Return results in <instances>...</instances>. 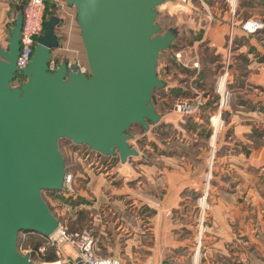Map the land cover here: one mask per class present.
Returning a JSON list of instances; mask_svg holds the SVG:
<instances>
[{
	"label": "water",
	"instance_id": "95a60500",
	"mask_svg": "<svg viewBox=\"0 0 264 264\" xmlns=\"http://www.w3.org/2000/svg\"><path fill=\"white\" fill-rule=\"evenodd\" d=\"M73 7L88 74L58 63L55 15L36 40L27 67L18 69L22 12L0 46V264H32L17 238L35 232L48 238L58 220L42 197L61 191L66 173L60 139L86 145L121 164L137 157L128 131H149L160 123L151 101L164 88L158 78L159 54L176 35L161 33L157 7L177 0H64ZM27 81L12 86L17 75Z\"/></svg>",
	"mask_w": 264,
	"mask_h": 264
},
{
	"label": "rangeland",
	"instance_id": "374dc122",
	"mask_svg": "<svg viewBox=\"0 0 264 264\" xmlns=\"http://www.w3.org/2000/svg\"><path fill=\"white\" fill-rule=\"evenodd\" d=\"M43 1L45 9L48 7L45 15L60 16L63 22L61 26L63 34L61 32L62 35H60L61 30H58L60 38H62L61 45L52 51L55 53L53 58L58 60L61 56L56 53L62 52L63 57H68L67 61L86 65L84 51H75L70 42L73 31L79 34L74 8L64 6V0ZM226 1L228 5V0ZM226 1L189 0L184 3L179 0L165 1L157 7L156 22L161 27V33L168 29L175 33L173 52L177 51L175 48L180 47L181 60L176 62L173 57V61H171L170 57L174 55L172 52L163 51L159 54L157 75L165 83V87L153 92L154 100L152 102L160 116V123L150 126L147 132H141L140 129L132 126L129 134L132 137L130 143L139 155L129 159L128 166L127 164L126 166L118 165L120 161L116 162L113 159L105 160V163H102L100 162L102 157L87 151L86 148L73 149L66 141H58V148L63 157L67 175L71 177L70 186L67 189L62 187V190L57 194L44 191L42 197L57 220L67 226V232L89 230L91 219L87 210L89 211L90 208L85 210L82 207L89 200L87 198L89 194L85 193L87 180L96 174L105 175V173H107L106 176L114 178L117 175L114 168H118L119 174H140L150 170L155 175H162L171 169H180L188 165L191 166L190 171L197 172L196 168L203 166L205 180L201 189L202 193H198L201 204L200 207H197L201 208V213L206 218V213L212 205L213 167L217 168V158L227 160L228 146L225 143L233 142L235 139L233 134L226 130L228 124L226 114L231 111V113L237 112L239 108L246 111L244 116H239V118H244L247 122L253 117L250 137L253 143L252 147L257 148L260 143L264 144V99L260 100L256 96V98H247V95L241 93L242 90L247 89L258 93L264 92L262 87L249 81L250 72L254 74L257 71L254 68L250 71V64H254L255 68L264 64V19L260 17V15L264 16V7L252 8L248 0H238L235 7L237 6L241 21L237 23L234 21V14L224 13L227 7ZM26 2L27 0H24L15 6H0V43L7 38L8 30L13 28L15 18L22 12ZM216 5L217 7H215ZM250 8L256 10L257 16L248 15L249 18L246 17L245 20L256 18L262 24V29L255 33H246L240 29L241 23L245 21L243 16ZM191 41L193 42L191 43ZM236 45H238V50L232 52V47ZM204 47L212 49L215 55L219 56V60L216 65L208 63V68L204 69L205 73L201 76L199 73H203L201 68L204 67H202V55H205L203 50L206 49ZM236 56L243 59L236 62ZM192 57L197 59L199 67L196 69L199 70L195 74H186L191 70L187 64ZM244 58L247 60L245 61ZM171 95H178V97H171ZM197 95L205 99L204 106L210 101L212 102L209 107H212L211 110L203 109V106L194 116L184 117L173 114L176 102L192 100ZM215 99H218L216 105ZM226 107L228 109H223ZM217 115H220V126L216 129L211 118L217 117ZM200 116L203 118L202 120H199ZM259 117L262 118L261 121ZM140 194L138 193L139 197ZM195 198L193 197V201L198 199ZM139 201H142L143 205H147L144 202V196L143 200L140 197ZM100 203V199L98 202L96 200L92 202V205L95 206L93 212L103 207ZM155 206L159 207L157 198ZM261 215L264 218V208ZM221 216L225 221H229L225 213H222ZM249 216L256 219L257 211ZM25 239L24 234L18 235L17 243L21 245L18 246V250L23 254L25 251H29V254L32 251L35 257L40 258L41 255L38 251L40 248H44L43 255H45L46 249L52 247L48 242H39L38 250L34 251L32 247L38 242L30 239L28 243ZM26 242L27 244H25ZM240 259L238 257L237 261ZM221 264L227 263L221 262Z\"/></svg>",
	"mask_w": 264,
	"mask_h": 264
},
{
	"label": "crops",
	"instance_id": "0c3cea01",
	"mask_svg": "<svg viewBox=\"0 0 264 264\" xmlns=\"http://www.w3.org/2000/svg\"><path fill=\"white\" fill-rule=\"evenodd\" d=\"M20 1L24 0H0V6H15ZM248 1L253 3L252 8L264 7L258 4V0ZM64 6L72 8L65 3ZM229 12L228 4L224 13L230 15ZM255 12L250 8L247 13L257 16ZM233 14L234 21L240 23L237 6ZM57 17L59 24L55 27V35L60 46L63 22L60 16ZM260 17L264 19V16ZM58 30H61L60 35ZM70 42L75 51H84L80 31L79 34L73 31ZM0 46H5V40ZM56 54L61 56L58 62H67L68 57H63L62 52ZM53 55L55 53L52 52ZM253 68L257 71L254 74L250 72L249 81L264 89V64L259 68L250 64V71ZM241 93L247 98L256 96L264 99L261 98L264 92L247 89ZM231 112L226 114V130L235 139L225 143L228 146L227 160L217 158V168L213 167L212 205L206 213L201 236H198L201 218L198 193H202L205 180L203 166L196 168L197 172L190 171L191 166L188 165L162 175H155L150 170L140 174H119L118 168H114L117 172L114 178L105 173L87 180L85 193L89 194V200L82 207L85 210L90 208L87 210L91 219L88 228L95 238L96 256L119 264H239L238 257L244 256L257 264L264 263V218L261 215L264 208V144L252 147L253 117L246 122L239 118L246 111L239 108L237 112ZM201 116L199 120L203 119ZM259 119L262 120L261 117ZM126 164L128 166L129 161L118 165ZM138 193H141L142 200L144 196L147 205L139 201ZM193 197L198 199L193 201ZM156 198L159 207L155 206ZM99 199L103 209L93 212L95 206L92 202ZM255 211L257 218L252 219L249 215ZM167 212L170 214L166 215ZM222 213L229 221L222 219ZM62 255L60 260L36 261L33 264H58L59 261V264H73L76 258L75 252L67 246L62 247Z\"/></svg>",
	"mask_w": 264,
	"mask_h": 264
},
{
	"label": "built area",
	"instance_id": "2783aa9c",
	"mask_svg": "<svg viewBox=\"0 0 264 264\" xmlns=\"http://www.w3.org/2000/svg\"><path fill=\"white\" fill-rule=\"evenodd\" d=\"M183 3L189 0H179ZM230 6L231 14L234 13L236 0H228ZM45 5L43 0H27L22 9V25L20 30V49L19 55L16 61V67L18 69H23L27 67L30 62V58L33 55V49L36 45V40L41 36L43 21H44ZM240 29L246 33H255L262 29V24L258 19H247L243 21L240 25ZM182 51L174 53L173 57L176 62H180ZM57 59L53 58L51 55V61L48 63V68L50 72H53L56 64H58ZM187 64L190 68H198L199 63L197 59L192 57ZM67 69L69 71L76 69L77 71L86 74L87 67L80 62H65ZM185 65V64H184ZM186 66V65H185ZM205 99L197 95L192 100H179L176 102L173 113L179 116H194L198 114L199 110L204 106ZM222 109V108H221ZM228 109V107L223 108ZM214 119L217 120L214 123V127L217 129L220 125V115L217 117H212L211 121ZM71 177L67 175V172L64 175L63 180V189H67L70 185ZM169 215V213H166ZM205 216L201 213L200 218V229L198 236H201L202 228L205 226L204 220ZM47 239L49 245L54 247V252L56 257L60 260L62 259V247L67 246L73 252H75L76 258L73 261V264H119L118 262H111L109 259H102L96 256L94 251L95 238L90 230L83 231H74L67 232V226L58 221L57 230L50 235ZM40 255H43L44 248H40ZM21 254L23 252L19 251ZM24 254H29V251H25ZM44 256V255H43ZM60 263V261H59ZM58 263V264H59ZM239 264H257L253 261H250L247 257H242L239 260ZM264 264V263H261Z\"/></svg>",
	"mask_w": 264,
	"mask_h": 264
},
{
	"label": "trees",
	"instance_id": "16d2710c",
	"mask_svg": "<svg viewBox=\"0 0 264 264\" xmlns=\"http://www.w3.org/2000/svg\"><path fill=\"white\" fill-rule=\"evenodd\" d=\"M258 4L259 5H261V4H263L264 5V3H263V1L261 2V0H258ZM249 5H250V7H253V3L252 2H249ZM248 7V6H247ZM48 11V7H46V9H45V13H44V21H43V27H42V32H41V34L43 33V31L45 30V28H46V21L50 18L49 16H46L45 14H46V12ZM249 14L247 13V14H245L243 17V19L245 20L246 19V17L248 16ZM263 16V15H262ZM247 18H249V17H247ZM75 22H76V16H75ZM76 24H77V22H76ZM259 33V32H258ZM193 41H191V43H192ZM174 43V42H173ZM173 43H172V45H171V47L168 49V50H166V51H168V52H172V53H174L173 52V49H174V47H173ZM204 46V45H203ZM202 46V47H203ZM204 48H206V49H204L203 51H204V53H205V55L203 54L202 55V61H203V64H202V67L203 68H201V71L203 70V73H199V75L201 74V76L202 75H204V73H205V71H204V69H207L208 68V66H207V64L209 63V64H213V65H216L217 64V60H219V56H216L215 55V53L212 51V49H210V48H207V47H204ZM234 48H236V49H234ZM177 51L176 52H178L181 48L180 47H177V48H175ZM238 50V45H236L235 47L233 46L232 47V52L234 51H237ZM175 52V53H176ZM173 55V54H172ZM236 58V62L238 61V60H240V59H243L242 57H235ZM170 59H172L171 61H173V56H171L170 57ZM215 60V61H212V60ZM245 59V58H244ZM247 59H245V61H246ZM86 61V60H85ZM211 61V62H210ZM208 64V65H209ZM86 67H87V64H86ZM180 70L181 71H183L181 68H180ZM198 70L199 69H195V68H191V70H190V72L191 71H193V72H188V73H186V74H195V73H197L198 72ZM87 74H88V70H87ZM27 81V79L23 76V75H21V74H19V75H17L16 77H15V79H14V81H13V83H12V86H21L22 84H24L25 82ZM165 87V86H164ZM162 89H164V88H162ZM161 90V89H160ZM156 91V90H155ZM188 94H190V93H188ZM192 94V93H191ZM179 95V94H178ZM178 95H171V97H173V96H177L178 97ZM171 97H167V98H171ZM154 100V98H153V94H152V97H151V101H153ZM215 105H216V103L218 102V99H215ZM153 103V102H152ZM212 105V102L210 101V103L209 104H207V105H205L204 107H203V109H207V108H209L210 106ZM155 108V107H154ZM212 108V107H211ZM211 108H209V110H211ZM213 109H214V107H213ZM155 111H156V109H155ZM157 112V111H156ZM158 114V113H157ZM213 122L214 123H216L214 120H213ZM133 127H137L138 129H140L141 130V132H144V129L142 128V127H140V126H137V125H134ZM131 129H132V127H131ZM130 129V130H131ZM130 130L128 131V134H130ZM60 141H66L73 149H76V148H80V147H83V148H86L87 149V151H90L91 153H93V154H95V155H97V156H100V157H102L103 159L100 161V162H102V163H105L104 161L105 160H110V159H113V160H115L116 162H118V160H119V158H118V156L117 155H115V156H111V157H107V156H104V155H102V154H100V153H98V152H95V151H93V150H91L88 146H86V145H76V144H74L73 142H71L70 140H68V139H65V138H63V139H60ZM115 162V163H116ZM45 192H47V193H53V194H57L59 191H45ZM20 234H24V236H25V240L26 241H28V243H29V241H30V239H34V240H36L38 243H37V245H35V246H33L32 247V249L34 250V251H36V250H38V248H39V242H47V239L45 238V237H43L42 235H40V234H38V233H35V232H21ZM25 244H27V242L25 243ZM18 246H21L19 243H17V248H18ZM23 247V246H22ZM30 255H31V261H32V264H33V262H35V261H37V259L39 260V261H41V262H53V261H55L56 259H57V257H56V255H55V252H54V247H50V249L49 248H47L46 249V253H45V255L44 256H41L40 258H37V257H35V254H34V252H30Z\"/></svg>",
	"mask_w": 264,
	"mask_h": 264
},
{
	"label": "flooded vegetation",
	"instance_id": "af4514ba",
	"mask_svg": "<svg viewBox=\"0 0 264 264\" xmlns=\"http://www.w3.org/2000/svg\"><path fill=\"white\" fill-rule=\"evenodd\" d=\"M19 49H20V48H19ZM53 50H54V49L51 50V55H52V51H53ZM111 167H112V166H111Z\"/></svg>",
	"mask_w": 264,
	"mask_h": 264
}]
</instances>
